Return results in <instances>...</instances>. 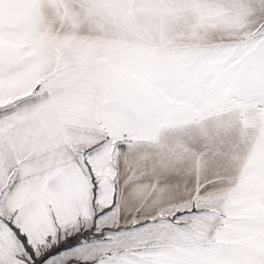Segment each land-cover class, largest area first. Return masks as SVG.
Returning <instances> with one entry per match:
<instances>
[{
  "label": "snow or ice",
  "instance_id": "6c2138e0",
  "mask_svg": "<svg viewBox=\"0 0 264 264\" xmlns=\"http://www.w3.org/2000/svg\"><path fill=\"white\" fill-rule=\"evenodd\" d=\"M0 264H264V0H0Z\"/></svg>",
  "mask_w": 264,
  "mask_h": 264
}]
</instances>
